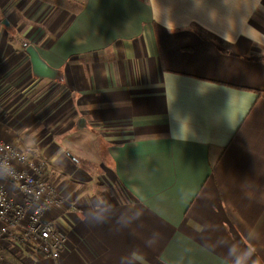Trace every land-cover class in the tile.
I'll return each mask as SVG.
<instances>
[{
  "label": "crops",
  "instance_id": "crops-1",
  "mask_svg": "<svg viewBox=\"0 0 264 264\" xmlns=\"http://www.w3.org/2000/svg\"><path fill=\"white\" fill-rule=\"evenodd\" d=\"M3 81L14 126L56 98L7 139L60 189L58 264H264V0H0Z\"/></svg>",
  "mask_w": 264,
  "mask_h": 264
},
{
  "label": "built area",
  "instance_id": "built-area-1",
  "mask_svg": "<svg viewBox=\"0 0 264 264\" xmlns=\"http://www.w3.org/2000/svg\"><path fill=\"white\" fill-rule=\"evenodd\" d=\"M8 183L20 190V201L11 198ZM60 203V189L52 184L45 155L0 137V246L21 229L23 245L34 240L43 255L58 264L67 236L45 216Z\"/></svg>",
  "mask_w": 264,
  "mask_h": 264
},
{
  "label": "rangeland",
  "instance_id": "rangeland-1",
  "mask_svg": "<svg viewBox=\"0 0 264 264\" xmlns=\"http://www.w3.org/2000/svg\"><path fill=\"white\" fill-rule=\"evenodd\" d=\"M249 3H251V2H249ZM223 7H230V5L226 1L225 4H222V8ZM240 8H244V6L241 5ZM257 23H258V20L256 19L254 24L257 25ZM14 36L17 37V35H14ZM19 38L22 39V38H25V36L24 35H19ZM3 82H4V84H1L0 88H2L4 85L8 86V81H3ZM22 82H23L22 80L19 81V79H13V80H11L9 82V84L10 85L14 84V87H15L17 84H20ZM27 96L28 95L22 94V95L16 96L15 99H14L15 104H14L13 108H17L18 111L16 112V114L20 117V123L18 124V126H14L13 122H10L9 119L6 118V121H9V123H10L7 126L6 125V121H5V119H3V117H12V115L11 114L7 115V113L5 111L0 113V137H2L5 140H8L7 138L12 134L11 128L13 126V127L16 128L15 132L20 137L19 142L22 141L24 144L29 146V144L27 142H25V140L22 137H24V133L25 132H28L27 130H29V128H30V123H31L30 121H34V119H33V113L34 112H36L34 114V116L40 114V116L38 117V118H40V120L48 119V117H50L51 113L49 111H47L48 110L47 107H48V105L51 102V100H50L51 97L46 96L45 98H43L42 104H40V106L38 107L39 110H29V111L25 112L21 108L20 104H21L22 100L27 99ZM34 101L35 100H33L31 103H33ZM55 101H56V98H54V100L51 102V104H54ZM30 116H32V118ZM39 130H41V127H39L36 130H34V132L39 131ZM15 132H14V134H15ZM30 146L33 147V144L30 143ZM51 180H52V184L55 187H57L56 183L54 182L52 177H51ZM9 184H11V183H8V187H9ZM14 189L19 190L18 188L13 186V190ZM19 192H20V190H19ZM11 198H13V196H11ZM76 210H77V208H76ZM48 221H50V220H48ZM14 234L15 235H11V236L5 238V241L1 245L2 250L0 252L1 253L6 252L11 257H15V259L17 261H19L20 263H22V264H24L23 262H25L26 264L27 263L33 264L35 259L32 257V255L27 257V256H25V254L26 253L30 254L31 252H38V253L43 254L38 248V246H40V244L37 245V244L34 243V240H29L28 242L25 243L26 245H23L21 242H25V241H23L24 234H23L21 229L14 230ZM11 238H13L14 241H12ZM17 238H19L20 241H17ZM12 242H13V244H12ZM27 249H29V251ZM23 251H26V252H23ZM35 254H37V253H35ZM32 258L34 260H32ZM37 258H38V256H37ZM35 262H38V261L35 260Z\"/></svg>",
  "mask_w": 264,
  "mask_h": 264
},
{
  "label": "water",
  "instance_id": "water-1",
  "mask_svg": "<svg viewBox=\"0 0 264 264\" xmlns=\"http://www.w3.org/2000/svg\"><path fill=\"white\" fill-rule=\"evenodd\" d=\"M26 51L30 56L32 69L35 76L41 79H54L55 71L44 62L35 47L30 45L27 47Z\"/></svg>",
  "mask_w": 264,
  "mask_h": 264
},
{
  "label": "trees",
  "instance_id": "trees-1",
  "mask_svg": "<svg viewBox=\"0 0 264 264\" xmlns=\"http://www.w3.org/2000/svg\"><path fill=\"white\" fill-rule=\"evenodd\" d=\"M38 78V77H37ZM0 264H22L15 259V257H11L6 252H0Z\"/></svg>",
  "mask_w": 264,
  "mask_h": 264
},
{
  "label": "clouds",
  "instance_id": "clouds-1",
  "mask_svg": "<svg viewBox=\"0 0 264 264\" xmlns=\"http://www.w3.org/2000/svg\"><path fill=\"white\" fill-rule=\"evenodd\" d=\"M249 254H250V252H249ZM236 264H244V261L240 258H237Z\"/></svg>",
  "mask_w": 264,
  "mask_h": 264
}]
</instances>
